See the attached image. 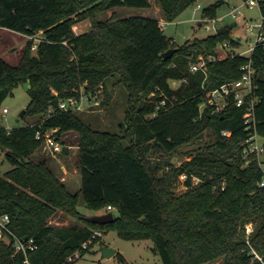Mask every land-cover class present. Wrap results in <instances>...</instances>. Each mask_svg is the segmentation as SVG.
I'll use <instances>...</instances> for the list:
<instances>
[{
	"label": "trees",
	"instance_id": "1",
	"mask_svg": "<svg viewBox=\"0 0 264 264\" xmlns=\"http://www.w3.org/2000/svg\"><path fill=\"white\" fill-rule=\"evenodd\" d=\"M197 1L159 0L168 22ZM225 2L205 7L203 17H219ZM150 5L149 0H0V27L24 35L42 30L45 36L36 50L28 40L16 65L0 56V109L15 85L28 82L31 101L24 117H37L31 122L36 123L34 127L30 123L0 127V147L13 166L0 175V215L9 214L16 236L39 244L28 253L33 264H63L69 254L93 239L82 249L84 255L101 240L93 238L97 229H115L127 239H151L164 264H207L218 259L223 264H264V186L260 185L264 174L256 161L243 167L242 143L249 135L243 118L246 106L231 102L219 114L206 108L201 117L205 76L190 71L193 60L215 53L219 44L232 40L234 27L225 24L214 34L178 46L165 35L157 18L112 15L97 19L98 13L115 7ZM259 7L264 14V1ZM86 18L91 19L92 29L76 34L74 23ZM171 48L177 51L165 59L163 53ZM254 58L260 97L255 116L257 131L264 138V47L257 49ZM245 62V56L210 62L206 84L214 87L240 78ZM185 76H190L188 84L171 86V80ZM111 77H117L128 93L118 132L94 128L81 116L84 112L58 109L61 99L86 82L91 90L104 86L102 105H107ZM162 94L176 96V105L148 117L155 110L151 99L158 101ZM49 109L53 110L50 116ZM53 128L59 129L58 135L79 133L82 186L75 194L46 159L33 158L44 141L36 137L37 129ZM206 131H210L209 140L176 169L165 172L151 158L155 152L170 154L202 138ZM63 152L68 153V148ZM185 172L188 190L176 196L171 191L174 177ZM192 176L203 181L193 184ZM81 200L90 209L118 213L111 223H95L80 214ZM57 210L85 220L86 225H49ZM247 223H253L250 233ZM24 259V254H14L12 241L0 243V264H24Z\"/></svg>",
	"mask_w": 264,
	"mask_h": 264
},
{
	"label": "rangeland",
	"instance_id": "2",
	"mask_svg": "<svg viewBox=\"0 0 264 264\" xmlns=\"http://www.w3.org/2000/svg\"><path fill=\"white\" fill-rule=\"evenodd\" d=\"M149 1L151 5L148 8L115 7L98 13L97 19L107 20L114 15L119 18L144 16L165 20L159 0ZM216 1L218 0H198L194 5L182 11L175 20L168 22V25L164 29L165 35L171 38L178 46H181L194 38H204L210 34H214V25L216 28H220L225 24H230L234 27L232 39H235L237 36L240 37V46L237 51L241 52L247 50L250 47V42L254 40V37L246 31V19L250 21V19H256L260 15L259 4L250 7L244 3L245 0H226L219 8L218 14L220 16L229 11L230 5H241L240 9L242 15H240L239 20L228 16L223 22L217 21L214 24L212 21H207V18H204L202 13L205 7ZM256 1L260 2L264 0ZM199 23H201V25H199ZM208 25L210 29H208ZM92 27L93 24L91 19L86 18L84 20H76L73 29L76 34H80L91 30ZM28 40L29 38L20 32L0 27V56L10 64H18ZM170 84L173 88H177L181 83L180 80H171ZM29 87L30 84L28 82H20L15 85L12 92L5 99L0 113L4 107L8 108L9 112L6 114V118L0 116L2 127L13 129L25 126L37 120L36 116L27 115L24 117L20 115V112L26 109L31 101V97L28 93ZM107 89L109 92V103L104 105L99 111L84 112L81 116L96 129L118 132L119 125L125 119L128 105V93L122 84L117 83V77L108 79ZM208 134H210V131H206L202 138L178 147L170 154L155 152L152 154L151 158L154 159L155 163L160 164L162 170L165 172L176 169L184 162L191 160L194 153L197 152V149L204 146L206 141L209 140ZM58 136L63 141L65 147L67 146L68 153L62 151L52 154L49 150L42 148V144L41 148L33 155V158L36 161L46 159L56 176L65 184L68 191L71 194H75L80 192L82 186L79 161V133L72 130ZM150 155V153L147 154V156ZM12 168V164L6 159L5 150L0 147V175L4 176V174ZM187 190L188 186L182 174L176 175L171 191L176 196H181ZM105 211V209L97 211L90 209L83 200L80 201L79 212L83 218H91L93 215L106 213L107 211ZM113 213L116 216L118 212L114 210ZM48 224L52 226L82 227L86 225V221L68 214L63 210H57V212L48 219ZM252 230L253 223H247V233H250ZM100 238L101 240L94 243L89 251L74 264H164L161 257L155 252L154 243L151 239H127L122 237L115 229L104 230ZM102 245L116 249L119 254H115L111 257H102L100 251ZM207 264H223V259H218Z\"/></svg>",
	"mask_w": 264,
	"mask_h": 264
},
{
	"label": "built area",
	"instance_id": "3",
	"mask_svg": "<svg viewBox=\"0 0 264 264\" xmlns=\"http://www.w3.org/2000/svg\"><path fill=\"white\" fill-rule=\"evenodd\" d=\"M245 4L253 7L259 2L256 0H245ZM241 5H230L229 11L219 16L215 19H207L209 22L217 21L223 22L224 19L228 16H231L233 19L239 20L242 11L240 9ZM160 27L164 30L168 25V21L159 20ZM215 32L218 28L213 26ZM208 29H210L208 25ZM246 31L250 33L254 40L250 42V47L245 51H237L240 46V37L237 36L235 39L227 40L218 45V48L215 53L208 56H199L196 60H193L190 63V71L192 73L202 72L204 73V80L201 84L203 90L204 101L200 105V116H203V113L206 108L211 109V114H219L224 112L228 105L232 102L238 107L246 106V112L243 116L246 128L249 131L247 139L242 143L243 146V167L248 166L251 162L256 161L260 165L263 174H264V139L257 131V120L255 116V108L260 101V97L256 94L257 84L255 82L256 77V63L254 55L259 47H264V14L260 12V15L256 19H246ZM29 40L32 41V49L36 50L39 43L45 40L43 31H38L31 35H26ZM235 41L236 43L234 44ZM236 56H245L247 62L241 65L240 70L242 75L240 78L230 81H225L217 86L211 87L206 84V80L209 77L208 65L210 62H216L219 60L226 59L228 57ZM190 82V76H185L180 80V85L188 84ZM87 82L80 86L75 94L61 99L58 105V109L63 112H96L102 109V98L104 94V86L99 85L96 90H91L86 87ZM178 88V87H177ZM176 89V88H175ZM57 94V92H56ZM155 96V93L151 95ZM151 102L155 103V110L148 115V117H155L161 109L170 108L176 105L177 97L168 96L162 94L161 98L156 101L151 99ZM9 112L8 108L4 107L0 113L1 117L6 118V114ZM53 110L49 109L50 116ZM31 127L36 126V123H30ZM0 123V127H1ZM58 128L53 129H37L36 137L42 138L43 146L42 148L49 150L52 154L62 152L65 145L63 141L57 135ZM223 134L230 135L231 132L228 130H223ZM262 138V139H261ZM67 147V146H66ZM69 147V146H68ZM182 177L185 181L188 179L189 175L185 172L182 174ZM203 181L200 177L192 176V183L198 184ZM260 185L264 186V176L260 181ZM225 188L223 182L222 189ZM111 209V206L108 207ZM106 212V211H105ZM11 218L9 214L5 213L0 215V243L4 242H13L14 244V254L22 253L25 256L24 264H33L28 258V253L30 251L36 250L39 247V244L33 238H20L16 236L10 229ZM7 233V234H6ZM104 233V230L94 231L93 238L100 237ZM93 239H90L83 243L82 249H86L90 244H92ZM82 249H77L69 254L63 264H74L77 260L82 258Z\"/></svg>",
	"mask_w": 264,
	"mask_h": 264
},
{
	"label": "water",
	"instance_id": "4",
	"mask_svg": "<svg viewBox=\"0 0 264 264\" xmlns=\"http://www.w3.org/2000/svg\"><path fill=\"white\" fill-rule=\"evenodd\" d=\"M201 25V24H200ZM177 51V48H171L163 53V57L165 59H169L175 52ZM26 113V109L22 110L20 112L21 116H24ZM93 222L99 223V224H108L114 221V213L109 211L103 214L93 215L90 218ZM100 251L102 253V257H111L117 254V250L114 248H110L106 245H102L100 247Z\"/></svg>",
	"mask_w": 264,
	"mask_h": 264
},
{
	"label": "crops",
	"instance_id": "5",
	"mask_svg": "<svg viewBox=\"0 0 264 264\" xmlns=\"http://www.w3.org/2000/svg\"><path fill=\"white\" fill-rule=\"evenodd\" d=\"M201 23H199V25H200ZM26 36V35H25Z\"/></svg>",
	"mask_w": 264,
	"mask_h": 264
}]
</instances>
